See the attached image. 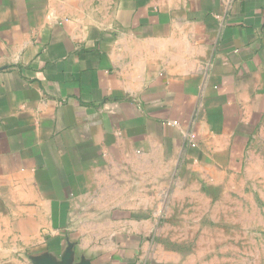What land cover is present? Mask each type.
Wrapping results in <instances>:
<instances>
[{
    "label": "crops",
    "instance_id": "obj_1",
    "mask_svg": "<svg viewBox=\"0 0 264 264\" xmlns=\"http://www.w3.org/2000/svg\"><path fill=\"white\" fill-rule=\"evenodd\" d=\"M262 154L264 0H0V264H156Z\"/></svg>",
    "mask_w": 264,
    "mask_h": 264
},
{
    "label": "rangeland",
    "instance_id": "obj_2",
    "mask_svg": "<svg viewBox=\"0 0 264 264\" xmlns=\"http://www.w3.org/2000/svg\"><path fill=\"white\" fill-rule=\"evenodd\" d=\"M164 186L150 246L156 264H264V154L212 195H186L180 187L176 193L169 181Z\"/></svg>",
    "mask_w": 264,
    "mask_h": 264
},
{
    "label": "water",
    "instance_id": "obj_3",
    "mask_svg": "<svg viewBox=\"0 0 264 264\" xmlns=\"http://www.w3.org/2000/svg\"><path fill=\"white\" fill-rule=\"evenodd\" d=\"M67 258H65L62 263H57V264H66ZM46 264H54V263H46Z\"/></svg>",
    "mask_w": 264,
    "mask_h": 264
},
{
    "label": "built area",
    "instance_id": "obj_4",
    "mask_svg": "<svg viewBox=\"0 0 264 264\" xmlns=\"http://www.w3.org/2000/svg\"><path fill=\"white\" fill-rule=\"evenodd\" d=\"M176 123V122H175ZM193 145H195L194 143H193Z\"/></svg>",
    "mask_w": 264,
    "mask_h": 264
}]
</instances>
